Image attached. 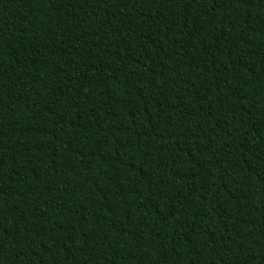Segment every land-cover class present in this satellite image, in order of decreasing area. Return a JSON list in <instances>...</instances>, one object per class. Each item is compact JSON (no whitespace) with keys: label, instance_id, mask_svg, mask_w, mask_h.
<instances>
[{"label":"trees","instance_id":"1","mask_svg":"<svg viewBox=\"0 0 264 264\" xmlns=\"http://www.w3.org/2000/svg\"><path fill=\"white\" fill-rule=\"evenodd\" d=\"M0 264H264V0H0Z\"/></svg>","mask_w":264,"mask_h":264}]
</instances>
